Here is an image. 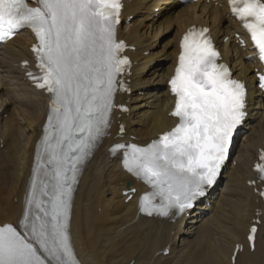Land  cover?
Here are the masks:
<instances>
[{"label":"snow or ice","instance_id":"1","mask_svg":"<svg viewBox=\"0 0 264 264\" xmlns=\"http://www.w3.org/2000/svg\"><path fill=\"white\" fill-rule=\"evenodd\" d=\"M228 4L264 63V0ZM122 8V0H0V41L25 29L34 34L31 51L40 74L27 75L49 94L21 215L15 223L0 222V264H80L71 235L76 185L108 135L117 92L127 91L121 77L131 62L117 29ZM208 31L190 28L180 41L168 82L176 124L146 145L116 142L108 149L149 187L138 201L148 216L175 219L195 206L216 183L247 115L246 84L218 62ZM258 82L264 89V72ZM259 161L255 170L264 184V150ZM257 195L264 200V189ZM255 215L246 236L253 249L258 227H264V214Z\"/></svg>","mask_w":264,"mask_h":264},{"label":"bare ground","instance_id":"2","mask_svg":"<svg viewBox=\"0 0 264 264\" xmlns=\"http://www.w3.org/2000/svg\"><path fill=\"white\" fill-rule=\"evenodd\" d=\"M122 3L117 29L131 62L121 77L127 91L117 92L108 135L76 185L71 235L80 264H264V227H258L252 251L246 240L255 214H264V200L257 195L264 184L253 171L264 150V90L258 86L262 69L247 35L225 1ZM191 27L209 30L221 61L233 78L246 84L247 115L231 147L232 153L236 148L232 162L227 161L216 184L194 208L175 219L146 217L140 214L138 201L147 190L108 149L116 142L146 145L176 124L170 114L174 98L168 80L179 39ZM163 30L171 38L162 54L165 63L158 65L155 60L161 51L150 50ZM33 44V36L21 31L0 46V222L15 223L21 215L47 120L49 96L27 75H39ZM146 92L152 104L141 110ZM253 180L256 185L249 184ZM237 244L242 248L232 263Z\"/></svg>","mask_w":264,"mask_h":264},{"label":"rangeland","instance_id":"3","mask_svg":"<svg viewBox=\"0 0 264 264\" xmlns=\"http://www.w3.org/2000/svg\"><path fill=\"white\" fill-rule=\"evenodd\" d=\"M154 14L155 15H159V12L158 11H154ZM132 17L129 19V21L131 22L132 21ZM162 35L160 34V32L158 33L157 35V38H156V41H155V44H156V47L155 48H152L150 50L151 53H155V52H158V51H161L160 53V56L155 60V62L158 64V65H163L165 63L164 61V57L162 56L164 50L168 47V41L170 40L171 38V33L166 31V30H163L161 31ZM164 32V33H163ZM167 33V34H166ZM161 37V38H160ZM155 51V52H154ZM147 55V54H146ZM147 93V92H146ZM140 104L144 105L142 106L141 110H145L146 109V106L147 105H151L152 104V100L150 102V99H149V95L147 93V95L144 96V98L140 101ZM236 148L233 150V153H232V156L229 160V163L232 162V158L233 156L236 154L235 152Z\"/></svg>","mask_w":264,"mask_h":264}]
</instances>
